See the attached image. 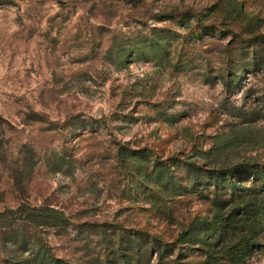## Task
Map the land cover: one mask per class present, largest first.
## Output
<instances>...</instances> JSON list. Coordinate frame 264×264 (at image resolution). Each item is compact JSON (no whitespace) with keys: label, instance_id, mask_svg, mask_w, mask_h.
<instances>
[{"label":"rangeland","instance_id":"374dc122","mask_svg":"<svg viewBox=\"0 0 264 264\" xmlns=\"http://www.w3.org/2000/svg\"><path fill=\"white\" fill-rule=\"evenodd\" d=\"M263 174L264 0H0V264H264Z\"/></svg>","mask_w":264,"mask_h":264},{"label":"trees","instance_id":"16d2710c","mask_svg":"<svg viewBox=\"0 0 264 264\" xmlns=\"http://www.w3.org/2000/svg\"><path fill=\"white\" fill-rule=\"evenodd\" d=\"M40 209H42V208H40ZM6 212L7 213H13L12 211H6ZM27 215L29 216L30 214H27ZM36 218L38 220H40V221H43V222L48 223L49 225H52L53 223H55V221L57 220L58 217H57V215H55V213H52V212H44V213H42L39 216L36 215ZM13 239H14V241H13L14 244L13 245L15 247L19 248L20 251H26V250H28V247H29V244L28 243L29 242L21 234H16L15 233ZM40 249H41L40 246H36V248L34 249V251L31 252V255H34L35 257H40L41 259H43V258H46L47 259L46 262L41 261L38 264H66V262L62 261L60 258H58V257L57 258H53L52 256H50L49 254H47L45 252H41L39 254ZM29 250H32V247L29 248ZM19 260H21V259H18L17 261H19ZM10 261L11 262H17L16 260H14L11 257H10Z\"/></svg>","mask_w":264,"mask_h":264}]
</instances>
